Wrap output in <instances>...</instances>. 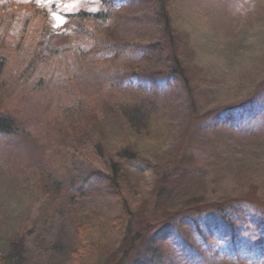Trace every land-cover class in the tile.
<instances>
[{"label": "rangeland", "instance_id": "374dc122", "mask_svg": "<svg viewBox=\"0 0 264 264\" xmlns=\"http://www.w3.org/2000/svg\"><path fill=\"white\" fill-rule=\"evenodd\" d=\"M154 1L121 0L102 22L78 16L102 10L99 0H0V114L18 127L0 134V259L114 263L126 208L111 167L124 149L137 157L120 183L131 218L156 224L158 249L181 247L182 212L236 197L253 203L236 241L222 223L213 232L214 215L184 238L234 251L210 264L260 253L249 215L264 211V0H167L171 31ZM124 105L142 107L147 125H130ZM40 166L63 183L54 198L39 193Z\"/></svg>", "mask_w": 264, "mask_h": 264}, {"label": "trees", "instance_id": "16d2710c", "mask_svg": "<svg viewBox=\"0 0 264 264\" xmlns=\"http://www.w3.org/2000/svg\"><path fill=\"white\" fill-rule=\"evenodd\" d=\"M99 2L103 6L102 10L97 13L80 12L78 13V16L83 19L93 18L95 20H101L102 22H108L112 20L114 11L118 8L121 0H99ZM154 2L158 6L157 13H159V17L162 20L164 30L169 29L171 31L167 14V0H155ZM175 49H172L173 57L171 61L172 64L176 66V68L174 71H172V74L184 78L183 72L179 70L180 68H178L177 65L178 57L176 54L177 51H175ZM124 106L125 107L122 106L120 108V112L123 114L130 125H147L149 118H146L147 114L142 111V107L134 106L132 108H128L126 107V105ZM79 107L80 106H78L77 108L69 109L67 111L73 112L79 110ZM0 134L13 136L18 134V127L15 119L10 116L0 114ZM116 158L117 161L114 162L111 167V187L114 189V193L118 197H120L123 205H125L126 210L125 216L121 221L122 223H118L119 229L123 232L124 240L122 241L118 258H116L115 262L112 264H210L211 262H213L212 259H218L217 262L233 261L232 259H234V256L232 258V254L234 251L230 247H212L211 249L206 248L204 250L202 248L196 249V245L194 246L195 242H191L189 240L192 243L191 245L186 242L184 238L186 232L184 231L186 229H192L193 231V229L195 228L194 231L198 235H203L204 231L200 230L198 226L200 225V223H203L202 220L205 221V216L214 215L215 218L213 219L212 223H217V226L212 228L213 232L215 234H218V229L221 228L223 224L227 228L234 229L232 233L233 238L229 240L230 242L236 241V237H239V234L245 232V230H248L247 227H244L243 225L236 226V222L240 219H243V217L241 216L243 214L242 210H244V207H246L247 204H253L251 203V201L234 197L228 201H222L220 203L214 202L211 204L203 205L198 209L191 210L190 213L187 210L182 212V214H180L182 218H180L179 224H177L174 228L175 231H179L182 229L180 234H178V236L182 237V239H180L179 241V245L181 247L172 246L173 248H170V246L168 245L166 251H161L157 248L159 239L156 240V236H151L150 234L156 228V224L149 223L148 219H146L147 221L141 220L138 223L137 221L133 223V219L131 218L133 216L131 208L121 188L120 183L124 167L128 163L136 160V154L133 153L130 149H124L117 153ZM169 178L172 177H167L166 180H168ZM36 182L40 195L43 198L47 199L54 198L62 191L63 188V183L59 179L52 177L51 174L45 172V169H43L41 166L39 167ZM168 185V190L173 188L172 182H169ZM85 192H88V189L84 187L75 189L71 194L70 204L74 203L79 197L84 196ZM167 192L168 191H163L162 195L165 196ZM228 213L233 214L235 219H232L228 215ZM177 215H179V213H177ZM201 215L202 218L200 219ZM238 215H240L241 217L236 218ZM249 216H251L252 219L250 222L252 226L256 228L258 225L256 229L259 233V238L253 239V242L259 246L260 253H258L257 257L251 259L252 261L246 259L244 260V262L245 264H248V261H250V264H264L262 255V250L264 247V211L256 206L254 209H252ZM125 218L129 219L130 223H126ZM204 227L207 229L206 225ZM169 235L170 234H167L168 237ZM163 237L164 235L160 238V240H164ZM225 239L226 237L224 236L220 237L221 241H225ZM13 250L15 252L17 250V246L13 247ZM176 253H178V255ZM173 255L179 259V262H177L176 258ZM0 264L16 263L13 261V257L11 256V254H8L7 257L0 259Z\"/></svg>", "mask_w": 264, "mask_h": 264}, {"label": "snow or ice", "instance_id": "6c2138e0", "mask_svg": "<svg viewBox=\"0 0 264 264\" xmlns=\"http://www.w3.org/2000/svg\"><path fill=\"white\" fill-rule=\"evenodd\" d=\"M57 20H60V17H56Z\"/></svg>", "mask_w": 264, "mask_h": 264}]
</instances>
